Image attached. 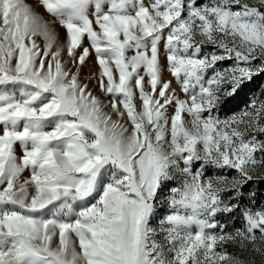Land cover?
<instances>
[{"label":"snow or ice","instance_id":"1","mask_svg":"<svg viewBox=\"0 0 264 264\" xmlns=\"http://www.w3.org/2000/svg\"><path fill=\"white\" fill-rule=\"evenodd\" d=\"M39 4L0 0V264H264V99L221 116L264 0Z\"/></svg>","mask_w":264,"mask_h":264},{"label":"rangeland","instance_id":"2","mask_svg":"<svg viewBox=\"0 0 264 264\" xmlns=\"http://www.w3.org/2000/svg\"><path fill=\"white\" fill-rule=\"evenodd\" d=\"M27 3L32 5L37 12H39L41 15L45 16V18H48V14L45 12L44 8L39 4V0H26ZM57 31L59 33L61 42H63L65 38V32L62 28L59 27V25L56 26ZM209 48L211 46H208ZM227 64H231V61L226 62ZM92 69L95 72H98V66L95 63V60L93 59ZM83 74L85 76L88 75V70L84 69ZM165 79H172L173 80V86L177 88L178 93L183 96V93L180 92L179 86L176 85L174 78L171 76L170 73L165 72ZM90 83V86L95 85V81H85ZM93 91L97 95H101L98 87H93ZM251 99H264V74L254 77L251 85L246 90L244 94H241L236 99L232 100L227 107L223 109L221 112V116L224 115H231L233 112H239L243 108L246 107L247 102ZM19 154V150H18ZM27 175V173L25 174ZM247 192H255V200L253 201L251 197L247 196L245 197L246 202L250 203L254 208L264 206V179H257L256 181L252 182L250 186H246V193ZM230 226H240L242 224V221L239 217H235L233 220L228 221ZM227 250L236 255H240L241 258H244L246 253H243V250L239 249L236 245H228ZM257 262H259V257H256Z\"/></svg>","mask_w":264,"mask_h":264}]
</instances>
